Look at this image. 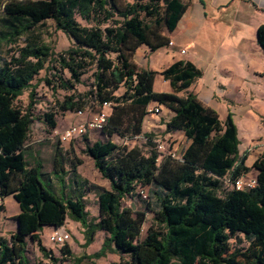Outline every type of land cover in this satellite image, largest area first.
I'll return each instance as SVG.
<instances>
[{
    "label": "trees",
    "instance_id": "1",
    "mask_svg": "<svg viewBox=\"0 0 264 264\" xmlns=\"http://www.w3.org/2000/svg\"><path fill=\"white\" fill-rule=\"evenodd\" d=\"M185 9L182 0H10L4 4L6 37H16L51 18L72 45L56 53L46 43L28 40L0 57V199L12 195L19 206L13 216L16 230L8 238L0 232V264H41L32 263L27 255L28 239L50 264H61L71 255L70 247L61 245V257H55L42 244L40 231L44 226L63 227L67 217L82 225L85 245L96 232L106 233L98 251L75 257L74 264L108 252L130 255L127 264H264V151L247 166L246 154H239L231 114L221 120L193 92L179 94L201 76L192 62L178 60L162 70L172 91L157 92L153 89L157 72L139 68L132 59L142 44L151 51L167 45L163 28L173 31ZM256 37L264 51V24L257 27ZM91 68L90 88L56 100L58 111H85L111 101L101 130L123 139L143 134L148 105L156 102L173 112L164 123L165 132L180 130L189 140L181 160L166 157L162 161L154 149L145 153L137 145H119L111 139L87 145L95 168L110 185L97 192L99 216L95 219L88 218L85 208L88 180L78 178L76 165L71 167L76 195H57L40 178L41 163L29 165L25 146L35 120V77L48 71L50 76L43 78L46 85L53 90H74ZM120 86L125 90L117 95ZM26 90L27 105H18ZM55 113L42 115L50 129L57 125ZM251 169L256 171L254 187L231 188L222 196L217 193L223 180L232 181ZM53 171L62 182L66 171L59 142L54 145ZM137 185L152 186L155 198V208L149 202L146 206L154 212L155 224L142 238L145 210L122 206V199ZM4 210L0 202V214ZM236 233L250 240L245 250L231 249L230 239Z\"/></svg>",
    "mask_w": 264,
    "mask_h": 264
},
{
    "label": "rangeland",
    "instance_id": "2",
    "mask_svg": "<svg viewBox=\"0 0 264 264\" xmlns=\"http://www.w3.org/2000/svg\"><path fill=\"white\" fill-rule=\"evenodd\" d=\"M9 1L10 0H0V57H7L12 53V49L16 48L18 45L24 44L28 40L46 43L50 45L56 53L62 52L72 45L71 38L62 30L58 29L51 18L43 20L41 23L36 24L16 37H6V32L9 30L7 28L8 18L3 12V6ZM128 1L132 2L133 0ZM76 18L81 24L86 25V22L83 21L79 16H76ZM250 18L251 17L249 16L248 20ZM145 20L147 22H151V19L149 18H145ZM163 31H166V28H163ZM168 34L170 36L173 33L169 32ZM92 72L93 68L84 73L81 77V82L75 85L74 90H64L61 88L53 90L51 87L46 85L43 78L45 76H50V72L48 71H41L35 77L33 82L36 84V103L32 110L35 120L32 124V128L28 135L25 146L27 147L26 158L29 165L34 166L36 165L37 161L41 163L42 177L40 178L42 180L44 179L46 182H49L50 187L57 195L63 197L76 195L78 186L74 180L73 174L71 173V167L74 164L76 165L78 178H84L88 180V184L84 191L85 208L88 211V218L95 219L99 216L97 192L100 190L109 189L110 185L109 181L105 179L95 168L93 159L86 152V146L92 144L96 140L105 141L107 139H111L117 144L122 145L124 144V140L118 134H113L109 137L104 131L96 129L88 131L83 135L74 136L70 140L63 142L60 140L61 133L69 125L78 123L82 119L85 120L90 118L93 113L99 110V106L95 105L94 107L87 108L85 111H83L84 113L86 112V114L79 118L78 116L74 115V112H60L56 107V100H61L64 95L70 94L73 91L77 93H83L85 90L90 88V85L93 81L91 75ZM64 76L68 77V73L66 71L64 72ZM203 80H205V78H203ZM259 81L260 83L257 86V92L243 93L240 95V103L243 105V107L249 105V107H251L253 110H251L247 116L239 115L236 112L234 119L237 127V136L241 146L244 145L246 141H249V139L253 138L251 142L245 145L244 150L243 147H241V154H250L254 152L253 155L257 156L255 160L260 156V154L256 155L255 149L262 147V150L264 151V137L260 139L254 138L259 134L260 127L264 129V78H260ZM179 94L183 95L182 92ZM218 99L220 98H217L216 100ZM28 101L29 92L26 90L17 100V104L26 106ZM236 101H238V98ZM235 105L238 106V102ZM255 105H257V109L263 111V113L255 109ZM154 106L159 107L157 104H152L147 108L143 128L144 137L146 136L145 134H150L151 136L145 139H139L136 142L129 141L128 145H137L143 152L149 153L152 149H154V145L151 144H154L153 140H160L163 142L167 141V143L170 145L176 141H179L182 145V148H178V152H182L184 146L186 145L183 132H180L179 134L173 131L165 132L164 123L166 119H169L170 114L164 112L154 113L152 109ZM227 107H230V104L226 101H222L218 103V106H216V111L221 120H224L225 118ZM148 109H152V111H148ZM45 112H56L55 118L57 125L54 129H50L48 124L42 119V115ZM123 130V132H125L126 128L124 127ZM57 142H59L64 152V169L66 173L62 182H60L55 177L56 173L53 171L54 145ZM79 162L81 163L79 164ZM255 173L256 171L251 169L246 174L255 175ZM13 182H17L16 176L13 177ZM142 188L144 189V193L147 195V198H145L143 193H141ZM152 189L153 187L149 185L144 187L137 185L131 194L126 195L122 199V206L131 207L133 210H145V221L142 225L141 238L146 234L148 227L155 224L153 220L154 212L146 209L148 202L150 203V207L155 208V198ZM229 189H231V187L225 179L221 183L217 193L222 196ZM0 202H4L5 206V210L0 214V230L10 233L14 228L12 216L19 212V206L12 195L6 196L4 200L1 198ZM63 228L65 231L69 232L71 236L70 243L72 244V259L83 255L84 253L91 254L98 251L102 246L106 236V233L103 231H98L94 236V240L88 243V245H85L83 227L79 222L67 217ZM50 231L51 230H48L47 228L41 229L40 237L42 244L47 249H51L52 251L59 253L61 245L50 241ZM28 241L27 248L30 260L45 264L42 262V259H48L43 257L42 253L38 250L36 244L31 239H28ZM249 244L250 240L242 233H236L230 239V246L232 250H245ZM129 260L130 255L128 254L108 252L105 256L94 258L91 261L84 260L80 264H123L124 262L127 264ZM50 262L51 261L48 260V263L46 264H50ZM65 264L74 263L71 261L66 262Z\"/></svg>",
    "mask_w": 264,
    "mask_h": 264
},
{
    "label": "crops",
    "instance_id": "3",
    "mask_svg": "<svg viewBox=\"0 0 264 264\" xmlns=\"http://www.w3.org/2000/svg\"><path fill=\"white\" fill-rule=\"evenodd\" d=\"M182 1L186 4V9L175 29L173 31L167 29L163 31L168 37V44L154 51H151L145 44L140 45L133 54V62L139 68L151 69L157 72L153 81V89L157 92L172 91L169 81L164 79L160 73L162 70L178 60L192 62L201 70V76L195 79L186 90L181 91L182 94L193 92L204 104L215 110L218 103L228 102L230 107H227L225 118L230 113L235 123L236 112L239 115L247 116L253 110L249 105L243 107L240 103V95L257 92L259 79L264 78V51L257 42L256 37L257 27L264 24V0ZM249 16L252 19L248 20ZM169 32L174 35L169 36ZM183 50L184 52H182ZM124 90L125 87L120 86L115 93L119 95ZM217 98L220 99L216 100ZM237 98L238 101H236ZM237 102L238 106L235 105ZM152 104L159 105L160 112L169 113V118L173 115L169 108L156 102H151L148 107ZM255 106V109H257V105ZM257 110L263 113V111ZM85 114L86 112L81 115L74 112V115L78 118L83 117ZM145 117L142 121V133ZM259 130V134L254 137L256 139L264 137V129L260 127ZM173 132L179 134L182 131ZM252 139L246 141L242 146L239 143V154H241V147L244 150L245 145L251 142ZM184 140L186 145L183 150L189 143L185 135ZM173 146L177 149L182 148L179 141L174 142ZM262 151V147L255 149L256 155H261ZM253 153L246 154L245 164L247 166H251L257 157ZM5 197H3V200ZM12 220L14 228L10 233L16 230V221ZM63 227L44 226L42 229L47 228L52 232L54 229L64 230ZM0 232L1 235L7 238L10 235L7 231L0 230ZM66 244L70 247L72 255L70 240ZM52 253L55 257H61L60 251L59 253L52 251ZM71 255H68L67 259L61 264L73 261L74 258L72 259ZM42 262L46 264L48 260L42 259Z\"/></svg>",
    "mask_w": 264,
    "mask_h": 264
},
{
    "label": "built area",
    "instance_id": "4",
    "mask_svg": "<svg viewBox=\"0 0 264 264\" xmlns=\"http://www.w3.org/2000/svg\"><path fill=\"white\" fill-rule=\"evenodd\" d=\"M171 43V42H170ZM184 52V50L182 51ZM111 101H104L99 105V110L91 115L90 118L85 119L81 122L69 125L60 135V140L65 142L70 140L72 137L77 135L86 134L91 130H101L107 121L108 110L111 106ZM153 112L160 113V107L154 106ZM152 109H148V111H152ZM77 114L81 115L83 111H77ZM147 138L144 137V134L136 135L133 138H123L124 145H128L129 141L136 142L139 139ZM154 142V150L158 153L159 161H162L166 157L173 158L175 160L182 159V152H178V149L173 146V144L167 143V141L163 142L160 140H153ZM129 146V145H128ZM228 184L231 188L235 189H250L257 184V179L255 175H247L243 174L238 176L237 178L229 181ZM141 193L143 196L147 198V195L144 193V189H141ZM49 239L53 243L63 245L71 239L70 233L65 230L54 229L49 234Z\"/></svg>",
    "mask_w": 264,
    "mask_h": 264
}]
</instances>
